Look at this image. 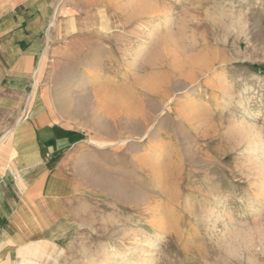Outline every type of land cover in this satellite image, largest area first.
<instances>
[{
  "label": "rangeland",
  "instance_id": "374dc122",
  "mask_svg": "<svg viewBox=\"0 0 264 264\" xmlns=\"http://www.w3.org/2000/svg\"><path fill=\"white\" fill-rule=\"evenodd\" d=\"M108 1L0 0V137L40 110L79 131L84 147L66 163L76 181L70 200L60 194L58 221L51 224L33 202L35 217L52 221L37 231L45 236L0 252V264H54L56 244L69 246L60 264H90L92 256L100 264L109 247L122 253L107 264H136L144 254L151 257L142 264H264L263 184L252 187L255 159L234 125L246 109L245 124L255 119L264 146V0H153L156 10L141 16L134 15L138 0L121 9ZM37 20V57L31 68L20 62L27 77L12 80L14 41L25 35L16 25ZM95 58H102L100 68ZM95 68L126 85L128 109L106 110L91 97L76 99L67 112L48 106L63 73L74 70L86 83ZM11 139L3 141L10 157ZM160 149L175 153L173 161H158L171 164L167 181L157 183L144 168ZM150 196L166 206L167 230H154L143 213Z\"/></svg>",
  "mask_w": 264,
  "mask_h": 264
},
{
  "label": "crops",
  "instance_id": "0c3cea01",
  "mask_svg": "<svg viewBox=\"0 0 264 264\" xmlns=\"http://www.w3.org/2000/svg\"><path fill=\"white\" fill-rule=\"evenodd\" d=\"M40 23L37 20L34 25H16L19 26L17 34L25 35L17 41L13 40L17 43L19 56L11 69L12 80L28 76L27 70L19 71L20 62H25L30 68L33 65L39 48L38 41L33 42V39L43 30ZM22 46L25 52L20 48ZM35 110H38L37 107ZM47 114L39 110L35 116L21 120L15 131H10L13 133L10 144L12 157L5 153L4 143L0 145V252L45 236L37 235V231L52 221L44 217L38 220L35 209H32L33 202L36 206L42 205L43 215L52 216L54 223L51 224H55L61 206H58L60 194L65 200L73 196L76 180L74 171L72 173V168H67L66 163H73L79 158L84 148L80 143L82 136L71 127L50 121ZM62 150H66L64 156ZM36 214L42 215L38 211Z\"/></svg>",
  "mask_w": 264,
  "mask_h": 264
},
{
  "label": "bare ground",
  "instance_id": "6f19581e",
  "mask_svg": "<svg viewBox=\"0 0 264 264\" xmlns=\"http://www.w3.org/2000/svg\"><path fill=\"white\" fill-rule=\"evenodd\" d=\"M126 1L127 0H109L108 3L109 4H113L114 7L118 8V9L119 8L121 9L124 6L123 3L124 2L126 3ZM129 2L131 3V1H129ZM135 4L136 3H134V6H135ZM156 5L157 4H155V2L153 0H138L137 1V5L134 8V15L136 14L138 16L139 15L141 16V15H145V14H149L151 12H154L156 10ZM103 28H104L103 29L104 32L106 33V31L108 30L107 26L106 27L104 26ZM106 35H108V34H106ZM150 36H152V35H150ZM101 59L100 58H95L94 59L93 63H94V65L96 64L97 68H100V66H101L100 65L102 63V62H100ZM53 64L54 63H52V65L50 64L49 65L50 67L48 68V73L51 74V75L53 74L52 71L56 68V66H54ZM200 65H202V64H200ZM97 68H95L96 70L94 69V71H93L94 73L93 74L91 73V75H92L91 78L92 79H89L90 76H88V80L86 79L87 80L86 83L83 82V81H80V80H82V78H80L79 75L74 70L68 71L69 70L68 69L67 70L68 72L65 73V74L63 73V75L61 73V75H62V76H60L61 79H59V81H56L52 85L51 94H50L49 100H47V102H46L48 104V106L50 108H52V109L54 108L56 110H59L60 112L61 111L62 112H67V111H69L70 108H72L74 106L73 104H74V102H76L75 101L76 99L77 100L78 99L83 100L85 98L91 97V99L94 98L97 101L99 107L101 106L104 109H106L108 104H110L112 107L116 106L121 111L122 110L125 111V109H128L130 107L129 105H131L132 102L129 103L127 90L125 88L126 85L125 84L124 85L113 84L110 81L111 79L109 80L102 72L100 73V71H97ZM201 69H202V71H201L202 72V74H201L202 76L205 77L206 75H208V77H210L209 74H208V69H205V68H201ZM41 71H42V66H40L39 69H38L39 73ZM196 74L197 73L193 72V74H192L193 80H197V78L195 77ZM88 87H91L90 90H89ZM82 89L86 93L82 94V91L80 92V90H82ZM74 90H77V92L75 94H74ZM132 90L135 91V89H132ZM90 91H91V94H89ZM77 103H78V101H77ZM116 107H114V108L117 109ZM78 110H79V108H78ZM79 112L80 111H78V113ZM245 114H246V109L243 108V110H242V112L240 114V119L237 122L234 123L235 129H236L235 133L237 132V134L239 136H242L243 138H245L246 144L248 145L244 149V151L246 152V156L247 157H251V159L254 156V159H255V162L252 165V169L254 171V172H252V174H253L252 176H254V179H253V181L251 183L252 187H255L256 185H258V182H262V184H263V188L262 189H263V193H264V146L260 144L261 143L260 142V137L255 135V132H254L256 130L255 119H251L250 120V124L247 125V124H245V122H246ZM251 116H254V115H251ZM9 134L12 135L13 133L12 134L8 133L7 135H9ZM7 135H3V136L0 137V145L3 143V141L5 140ZM242 139H240V140L242 141ZM162 148L165 149L164 142L162 143ZM160 150H159L158 153H156L153 157L150 158L146 168H144L145 171L148 173V175L154 181H156L157 183L158 182L167 181L166 179H167V177L170 174V167H169L170 165L169 164H171L169 162L164 164V165L163 164H158V161L162 157H164L166 155H168V160H172L173 156H174V153H175V151H171L168 154L164 155V151L162 149H160ZM147 160H148V158H147ZM142 162H143V157H140V156L137 157L135 163H137V165H138V164H142ZM86 171H89V170H86ZM166 185L167 184L165 183V185L163 186V189L167 188ZM148 199H149V200H147L148 203L145 206V209L143 211V213L148 216V220H149L148 222L151 224V226H152V228L154 230H159L160 228H163L164 230L165 229L167 230L168 226L165 224L166 223L165 220L167 218V216H166V206L163 205L162 203H160V201L157 198H155L154 196H150ZM82 208H83L82 210L85 211L86 206L84 205V206H82ZM84 211H82V212H84ZM213 217H214V213L212 211H209L207 213L206 218H205V220L208 221L207 224H209L211 222V219ZM218 220L222 221L223 224L228 223L227 218L225 216H223V215L221 217H218ZM61 224H62V222H61ZM61 224L56 226L55 229L62 228L63 226ZM79 227L80 226H78V228ZM64 230H67V229H64ZM127 235H129V234H127ZM137 236L138 235L135 234L136 238H137ZM159 238L161 240L163 238L162 235ZM56 245L59 246V249L58 248H54L52 250L53 252H50V257L54 258V264H60V262L57 259H58V257H61V256L65 255V253L68 250L67 248L69 246L62 245V244H60V245L56 244ZM152 245L154 246V250L159 248V243H153ZM38 249L39 250L42 249V245L40 244V242L35 247V251L38 250ZM113 250H115L114 247L113 248L109 247L105 251L104 256L102 258V262L100 264H107L106 262H108L107 260H109L111 254L116 253L118 257L121 256V253H122L121 250H119V251L118 250L113 251ZM35 251H34L33 254L37 253ZM148 255L149 254H144L137 261L136 264H142L143 262H145L147 260ZM149 256L151 257V255H149ZM92 257H90L88 259V262L90 264H99L98 260L95 259V258H92ZM28 261H32L31 258L28 259ZM112 264H117V263L112 261ZM127 264H130V262H128Z\"/></svg>",
  "mask_w": 264,
  "mask_h": 264
}]
</instances>
